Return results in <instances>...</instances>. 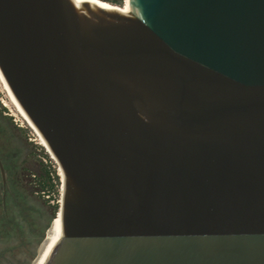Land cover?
<instances>
[{"label":"water","instance_id":"1","mask_svg":"<svg viewBox=\"0 0 264 264\" xmlns=\"http://www.w3.org/2000/svg\"><path fill=\"white\" fill-rule=\"evenodd\" d=\"M0 73L61 174L44 264H264V0H0Z\"/></svg>","mask_w":264,"mask_h":264},{"label":"rangeland","instance_id":"2","mask_svg":"<svg viewBox=\"0 0 264 264\" xmlns=\"http://www.w3.org/2000/svg\"><path fill=\"white\" fill-rule=\"evenodd\" d=\"M0 106L3 108L0 112V140H2V138H6L9 141L11 151L10 156L12 157L8 159L5 148L1 146L3 149L1 156H6V158L4 157V160L6 161L5 166H7L6 183L9 188V196L11 197L10 203H13L14 207L15 205L19 206L15 208V213L24 218L23 222L28 221V215L32 211L41 210L47 213L50 217L52 216L54 205H57L56 211L58 209L60 186L58 187V193L55 191L51 193L44 192L42 195L39 193V195H36L37 197L34 198L36 202L28 205L26 203V196L28 194H32L29 179H32V173L40 169L41 163L47 168L55 169L57 175L58 173L60 174V171L57 169V165L48 153V150L40 144L37 133L27 124L25 120H23L14 106L10 103L1 82ZM44 154H47V157H45ZM60 177L61 174L59 176V180ZM53 183H55V179ZM8 213L10 215H14V213L10 211H8ZM3 215L4 214H2L0 210V234L1 231L8 227V229L11 228V230L14 229V231L16 229L18 231L16 235H21L23 225L21 224L20 227H15L14 224L16 223L17 217L14 215V218L9 216V218L6 219Z\"/></svg>","mask_w":264,"mask_h":264},{"label":"flooded vegetation","instance_id":"3","mask_svg":"<svg viewBox=\"0 0 264 264\" xmlns=\"http://www.w3.org/2000/svg\"><path fill=\"white\" fill-rule=\"evenodd\" d=\"M5 148L7 158H12L10 151V144L6 138L0 140V161L4 170V182L1 178L0 173V182H1V192H0V210L3 216L8 219L9 216H16L17 220L15 227H20L23 225L22 234L16 235L18 232L16 229L14 231L5 228L1 231L0 234V264H40L44 255L46 254V242L49 239V236L54 228H56V220L51 221V216L43 211H32L28 215V221H24V218L17 215L15 208L19 207L13 206V203H10L11 197L9 196V188L7 187L6 177H7V166H5L4 157L1 156L2 147ZM37 193L32 191V194L26 196V203L34 204V200ZM8 211L14 213L10 215ZM20 212V209H19ZM14 218V217H13ZM20 218V219H19ZM51 221V223H50ZM20 231V230H19Z\"/></svg>","mask_w":264,"mask_h":264},{"label":"trees","instance_id":"4","mask_svg":"<svg viewBox=\"0 0 264 264\" xmlns=\"http://www.w3.org/2000/svg\"><path fill=\"white\" fill-rule=\"evenodd\" d=\"M113 5L122 6L124 0H103ZM2 107L0 106V112L2 111ZM47 157V154H44ZM32 179H29V185L32 188L33 192H36L37 195L44 192L51 193L53 191L59 192L58 187L60 186L59 176L56 174L55 169L47 168L44 164L41 163L40 169L34 173H32ZM55 179V183H53ZM57 205H54V210L52 211V219L51 221H55L59 219V213L55 212ZM56 213V214H55ZM55 214V215H54ZM55 217V218H54ZM54 218V219H53ZM50 221V222H51Z\"/></svg>","mask_w":264,"mask_h":264},{"label":"bare ground","instance_id":"5","mask_svg":"<svg viewBox=\"0 0 264 264\" xmlns=\"http://www.w3.org/2000/svg\"><path fill=\"white\" fill-rule=\"evenodd\" d=\"M80 1H90V2H97V0H80ZM103 4V3H102ZM104 5V4H103ZM0 82L7 94V97L9 98L10 103L14 106V108L16 109V111L20 114V116L23 118V120H25L27 122V124L33 128L32 124L30 123V121L28 120L27 116L25 115V113L23 112V110L21 109V107L19 106V104L17 103V101L15 100V98L13 97V95L11 94L7 84L5 83L3 76L0 73ZM33 130L36 132V130L33 128ZM37 133V132H36ZM38 135V139L40 144H42L46 149V145L43 142L42 138ZM58 213V212H57ZM55 218V217H54ZM53 218V219H54ZM60 219V218H59ZM59 219L56 221L55 224L56 228H54L49 236V239L46 242V254L44 255L42 261L40 264H44L46 258L48 257L49 253L51 252L52 248L54 247L55 243L57 242V240L60 237V221ZM51 223V222H50Z\"/></svg>","mask_w":264,"mask_h":264}]
</instances>
